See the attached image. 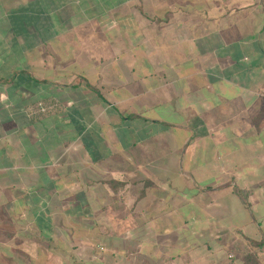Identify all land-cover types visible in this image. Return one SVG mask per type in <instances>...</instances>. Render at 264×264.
<instances>
[{"label": "crops", "instance_id": "obj_1", "mask_svg": "<svg viewBox=\"0 0 264 264\" xmlns=\"http://www.w3.org/2000/svg\"><path fill=\"white\" fill-rule=\"evenodd\" d=\"M0 264H264V0H0Z\"/></svg>", "mask_w": 264, "mask_h": 264}, {"label": "built area", "instance_id": "obj_2", "mask_svg": "<svg viewBox=\"0 0 264 264\" xmlns=\"http://www.w3.org/2000/svg\"><path fill=\"white\" fill-rule=\"evenodd\" d=\"M41 109H43V108H41Z\"/></svg>", "mask_w": 264, "mask_h": 264}]
</instances>
